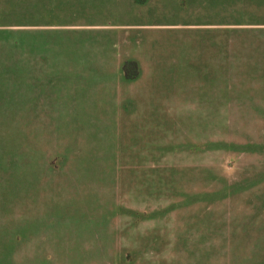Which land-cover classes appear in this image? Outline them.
I'll list each match as a JSON object with an SVG mask.
<instances>
[{
    "label": "rangeland",
    "instance_id": "374dc122",
    "mask_svg": "<svg viewBox=\"0 0 264 264\" xmlns=\"http://www.w3.org/2000/svg\"><path fill=\"white\" fill-rule=\"evenodd\" d=\"M40 25L169 42L156 57L154 88L170 91L160 125L122 121L107 136L75 128L69 165L51 156L57 132L38 124ZM6 28L25 35L0 44L11 98L1 102L0 177L12 180L31 150L23 176L38 183L39 166L42 181L69 182L73 225L64 221L60 245L73 264H264V0H0ZM7 105L22 107L21 121L6 122L17 111Z\"/></svg>",
    "mask_w": 264,
    "mask_h": 264
},
{
    "label": "crops",
    "instance_id": "0c3cea01",
    "mask_svg": "<svg viewBox=\"0 0 264 264\" xmlns=\"http://www.w3.org/2000/svg\"><path fill=\"white\" fill-rule=\"evenodd\" d=\"M84 31H88L87 34L80 37L76 36L80 31L76 32L71 26L38 27V41L45 39L43 44L48 47L41 55L38 52V62L40 57L43 62V71L38 73V86H42L38 90V102L43 101L42 105L38 103V124L50 125L52 135L57 132L51 137V156L65 158L62 165H69L68 157L74 155L69 151L75 128L80 134L107 136L113 134L114 127L122 121L160 125L165 101L170 95V91L165 94L154 88L163 84V75L157 69L162 62L156 57L162 55V46L169 42L152 37L106 38L93 34L105 31L97 27ZM22 34L25 32L21 28L0 29V44L12 36L18 37L15 40L20 44ZM45 34L50 36H43ZM126 63H133L137 68L132 80L124 77L122 69ZM2 69L0 64V85L7 77ZM165 82L168 81L165 79ZM6 94L0 88V124L5 115L1 102L11 99ZM7 107L5 109L17 111L15 117L6 122L21 121L17 119L21 118L22 107ZM153 109L159 111L152 113ZM8 118L11 119L10 115ZM3 141L0 137V164L8 154ZM12 146L14 143L10 148ZM27 153L24 159L20 157L23 160L12 180L0 177V264H59L60 260H63L60 263L73 264L72 249L60 245L65 242L60 237L68 231L64 221L71 224L73 220L72 214V218L68 216L69 182L61 183L58 178L42 181L39 166L38 183L32 177L23 176L32 167V151ZM3 188L10 191L12 188L13 195L6 196ZM37 188L38 194L34 191ZM71 195L73 198L72 189ZM43 228H48L51 239L42 247L38 244V233ZM62 228L66 231L60 232Z\"/></svg>",
    "mask_w": 264,
    "mask_h": 264
},
{
    "label": "trees",
    "instance_id": "16d2710c",
    "mask_svg": "<svg viewBox=\"0 0 264 264\" xmlns=\"http://www.w3.org/2000/svg\"><path fill=\"white\" fill-rule=\"evenodd\" d=\"M124 77L128 80H132L137 75V68L133 63H126L123 66Z\"/></svg>",
    "mask_w": 264,
    "mask_h": 264
}]
</instances>
